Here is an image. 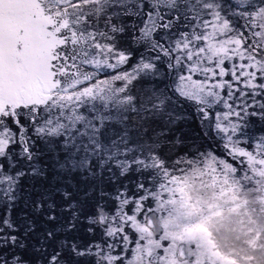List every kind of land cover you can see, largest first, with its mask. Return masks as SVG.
Returning <instances> with one entry per match:
<instances>
[{
	"label": "snow or ice",
	"instance_id": "1",
	"mask_svg": "<svg viewBox=\"0 0 264 264\" xmlns=\"http://www.w3.org/2000/svg\"><path fill=\"white\" fill-rule=\"evenodd\" d=\"M232 222L264 264V0H0V264H219Z\"/></svg>",
	"mask_w": 264,
	"mask_h": 264
},
{
	"label": "rangeland",
	"instance_id": "2",
	"mask_svg": "<svg viewBox=\"0 0 264 264\" xmlns=\"http://www.w3.org/2000/svg\"><path fill=\"white\" fill-rule=\"evenodd\" d=\"M187 189L188 186H185L186 197L188 194ZM191 211L198 214L203 211V208L200 205L193 204L191 205ZM194 230L207 233L208 249L217 258L219 264H250L252 261L257 245L254 240L248 238L245 225L232 222L220 231L211 233L203 226H194ZM259 239L264 240V236H260ZM255 254L260 255L259 252H255Z\"/></svg>",
	"mask_w": 264,
	"mask_h": 264
}]
</instances>
